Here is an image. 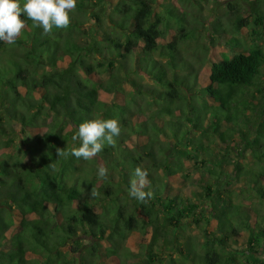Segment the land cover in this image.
<instances>
[{"label":"trees","instance_id":"1","mask_svg":"<svg viewBox=\"0 0 264 264\" xmlns=\"http://www.w3.org/2000/svg\"><path fill=\"white\" fill-rule=\"evenodd\" d=\"M176 1L77 0L68 27L25 18L0 42V264H264V46L229 34L204 78L181 45L210 55L191 6L207 0ZM246 3L264 25V0H230L235 31ZM91 119L121 134L78 159Z\"/></svg>","mask_w":264,"mask_h":264},{"label":"clouds","instance_id":"2","mask_svg":"<svg viewBox=\"0 0 264 264\" xmlns=\"http://www.w3.org/2000/svg\"><path fill=\"white\" fill-rule=\"evenodd\" d=\"M77 6V0H0V42L12 44L25 26V18L42 29L44 34L53 28L63 29L69 26L70 14ZM23 14L24 18H21ZM121 134V126L116 119H91L79 124L73 139L80 141L79 147L73 148L71 155L90 160L101 152L105 146L114 145L116 137ZM59 155H62L58 149ZM107 169L98 168V175L104 177ZM138 183L131 185L130 195L139 201H146L151 192L141 190L147 173L140 168L135 170Z\"/></svg>","mask_w":264,"mask_h":264},{"label":"rangeland","instance_id":"3","mask_svg":"<svg viewBox=\"0 0 264 264\" xmlns=\"http://www.w3.org/2000/svg\"><path fill=\"white\" fill-rule=\"evenodd\" d=\"M228 1L230 0H218L214 2V0H207V1H195V3L191 6L194 7V11L197 12V15H199L202 20L206 22V26L209 27L210 31L209 33H206L204 30H200L199 33L203 35V43L208 47L209 50V56L204 55L203 53V48H196L194 49L192 45H181L183 50L185 51L186 55L191 52L192 56L189 55L190 59L198 68L201 70V76L206 78L208 76L209 71H210V59L213 58H226L228 57V52H229V47H228V40L230 39V35H235L237 36L242 42L243 46H251L252 44L255 43L256 41H259L261 45L264 46V25H255L252 23V19L250 16V12L253 13V8L254 5L247 4L244 5V9L241 12V16L244 19H247L250 24L248 25H241L238 30L235 31L233 27V21L230 20V18L235 19L236 18V10L230 9L228 6ZM234 1V0H231ZM177 5L180 6V3L178 0L176 1ZM217 18H220V21L217 20ZM218 21V22H217ZM217 22V23H216ZM216 29H221L220 33L215 32ZM258 29V31L261 32V35H258L257 32H254L253 29ZM226 31V32H225ZM173 33V32H172ZM213 35V36H212ZM170 37V34H169ZM214 37V38H213ZM186 46V47H185ZM185 47V48H184ZM188 53V54H187ZM230 55V54H229ZM147 77H138V80H142L143 82L146 81ZM261 89L264 90V83L261 85ZM75 204L78 205V202H75ZM183 234L184 238L188 237H193L197 240L202 239V234L200 229L194 224H189L188 227H186V230L181 231ZM138 234V233H137ZM83 237V236H81ZM136 240L132 241V244L135 243ZM132 249L135 251H140L142 253V248L139 247L138 245H131ZM239 249H241L238 254L241 255V258L243 259L244 262H246V256H243L245 252L242 250L245 248V245L243 244L242 246H238ZM141 248V249H140ZM247 253V251H246ZM249 253V252H248ZM143 254V253H142ZM146 256V255H145ZM263 254L261 252L252 254L249 253V260L247 261V264H254V262H258L259 259ZM256 262V263H257Z\"/></svg>","mask_w":264,"mask_h":264}]
</instances>
